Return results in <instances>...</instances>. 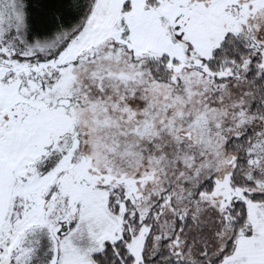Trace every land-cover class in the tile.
I'll use <instances>...</instances> for the list:
<instances>
[{"label":"snow or ice","instance_id":"snow-or-ice-1","mask_svg":"<svg viewBox=\"0 0 264 264\" xmlns=\"http://www.w3.org/2000/svg\"><path fill=\"white\" fill-rule=\"evenodd\" d=\"M0 264H264V0H0Z\"/></svg>","mask_w":264,"mask_h":264}]
</instances>
